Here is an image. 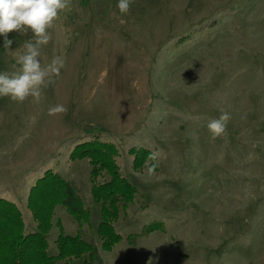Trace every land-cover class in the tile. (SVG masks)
<instances>
[{"label": "rangeland", "instance_id": "rangeland-1", "mask_svg": "<svg viewBox=\"0 0 264 264\" xmlns=\"http://www.w3.org/2000/svg\"><path fill=\"white\" fill-rule=\"evenodd\" d=\"M117 3L72 0L40 49L43 65L66 57L59 78L39 101L0 98V198L36 232L30 188L45 169L61 174L89 208L80 230L94 264H264V0H133L124 16ZM8 39L17 52L0 36V73L15 71L33 37ZM55 105L66 113L49 116ZM222 112L231 119L212 140L207 124ZM93 137L116 145L119 171L138 191L113 225L122 240L110 252L95 234L89 162L69 158ZM133 147L151 150L158 170L135 172ZM60 232L78 233L62 206L50 254Z\"/></svg>", "mask_w": 264, "mask_h": 264}, {"label": "trees", "instance_id": "trees-1", "mask_svg": "<svg viewBox=\"0 0 264 264\" xmlns=\"http://www.w3.org/2000/svg\"><path fill=\"white\" fill-rule=\"evenodd\" d=\"M133 157L135 172L150 169L157 160L149 159L151 150L133 147L129 150ZM118 149L115 144L93 137L77 144L71 151L70 160L86 159L90 165V194L99 207L100 221L96 236L101 249L110 252L122 238L115 232L114 223L125 213L137 197V190L120 173L117 164ZM27 196V208L31 211L36 232L25 233L22 213L17 205L0 198V264H71L82 260V264H94V248L81 236V226L89 223V208L72 185L58 172L45 169L37 177ZM62 206L78 226V233H59L53 240L56 253L48 251V234L53 225L55 210ZM57 226L62 231L59 217ZM160 227H153L147 232Z\"/></svg>", "mask_w": 264, "mask_h": 264}, {"label": "clouds", "instance_id": "clouds-1", "mask_svg": "<svg viewBox=\"0 0 264 264\" xmlns=\"http://www.w3.org/2000/svg\"><path fill=\"white\" fill-rule=\"evenodd\" d=\"M133 0H118L116 5L121 16L130 12ZM72 0H0V36L4 37L3 48L9 54L12 40L8 39L11 32L26 35L31 32L33 39L25 41L22 54L14 56L15 71L0 73V98H9L13 103L22 104L29 97L41 100L44 89L54 84L65 67L66 57L54 56L47 65L40 60V49L52 39L49 29L55 26L59 13L71 9ZM63 105L48 108V115L55 116L66 113ZM231 119L229 113L222 112L219 118L207 124L210 138L215 140L226 133L227 124ZM155 159V154L149 157ZM152 165L149 171H154Z\"/></svg>", "mask_w": 264, "mask_h": 264}]
</instances>
